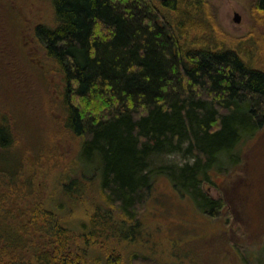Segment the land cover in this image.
Listing matches in <instances>:
<instances>
[{"label":"trees","instance_id":"1","mask_svg":"<svg viewBox=\"0 0 264 264\" xmlns=\"http://www.w3.org/2000/svg\"><path fill=\"white\" fill-rule=\"evenodd\" d=\"M200 2L53 0L56 27H36L62 75L66 127L81 139L82 179L71 180L63 192L69 199L83 195L85 179L91 177L109 208L98 206L91 214L90 232L86 223L76 228L64 223L58 231L54 227L55 237L68 234L69 253L58 252L51 264H114L98 240L104 235L120 241L121 231L116 224L111 233L94 230L115 220L127 225L131 235L126 238L134 239L155 175L166 176L204 214L217 217L224 208L204 185L214 183V172L226 173L240 164L242 145L264 129V71L233 50L185 44L191 21L186 12ZM258 6L264 11V0ZM12 142L9 128L0 122V169L6 172L14 168L8 154ZM174 155H182L186 163H153ZM53 208L40 207L29 219L50 232L51 226L38 219L51 221ZM7 217L0 218V264L3 257L16 255L29 227L28 222L14 226ZM72 243L83 247L73 249ZM249 259L246 263L253 264Z\"/></svg>","mask_w":264,"mask_h":264},{"label":"rangeland","instance_id":"2","mask_svg":"<svg viewBox=\"0 0 264 264\" xmlns=\"http://www.w3.org/2000/svg\"><path fill=\"white\" fill-rule=\"evenodd\" d=\"M258 1L202 0L186 12L191 21L185 44L233 50L246 64L264 71V11ZM236 13L240 23L234 22ZM38 25L56 27L53 0H0V122L12 135L8 154L14 163L9 172L0 169V218L8 215L14 226L29 225L16 255L3 257L1 264H51L58 252L69 253L68 234L55 237L54 227L58 231L64 223L75 228L86 223L90 232L95 209L109 210L91 177L85 179L83 195L69 199L63 192L71 180L82 179L81 139L66 127L62 75L35 34ZM241 155L240 164L226 173L214 172V183L204 185L210 197L225 204L217 217L202 213L166 176L155 175L154 189L139 210L134 239L126 238L131 235L127 225L110 220L95 233L114 232L116 224L121 240L102 235L98 247L113 256L114 264H129L135 255L136 264H247L246 257L264 264V129L242 145ZM186 161L174 155L153 163L159 167ZM53 204L55 218L38 219L51 226L52 234L29 215L40 207L54 209Z\"/></svg>","mask_w":264,"mask_h":264},{"label":"water","instance_id":"3","mask_svg":"<svg viewBox=\"0 0 264 264\" xmlns=\"http://www.w3.org/2000/svg\"><path fill=\"white\" fill-rule=\"evenodd\" d=\"M158 1H160V2H165V1H167V0H158ZM234 22L235 23H240L241 22V18H240V16H239V14H235V17H234Z\"/></svg>","mask_w":264,"mask_h":264}]
</instances>
